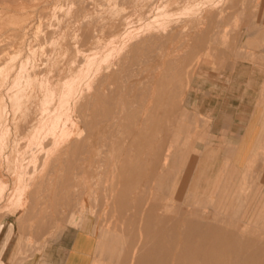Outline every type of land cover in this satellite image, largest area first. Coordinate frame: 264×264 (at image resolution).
Returning a JSON list of instances; mask_svg holds the SVG:
<instances>
[{
    "label": "rangeland",
    "instance_id": "obj_1",
    "mask_svg": "<svg viewBox=\"0 0 264 264\" xmlns=\"http://www.w3.org/2000/svg\"><path fill=\"white\" fill-rule=\"evenodd\" d=\"M263 33L264 0H0L8 264L75 232L92 264H264Z\"/></svg>",
    "mask_w": 264,
    "mask_h": 264
},
{
    "label": "crops",
    "instance_id": "obj_2",
    "mask_svg": "<svg viewBox=\"0 0 264 264\" xmlns=\"http://www.w3.org/2000/svg\"><path fill=\"white\" fill-rule=\"evenodd\" d=\"M257 36V35H256ZM258 37V36H257ZM264 39V33L261 36ZM257 38H255V42ZM12 225L6 223L0 230V264H8L12 254V245L16 238V233L12 230ZM89 237L82 236L80 232H75L69 243L57 242L46 249L38 263L28 264H92L94 247Z\"/></svg>",
    "mask_w": 264,
    "mask_h": 264
},
{
    "label": "bare ground",
    "instance_id": "obj_3",
    "mask_svg": "<svg viewBox=\"0 0 264 264\" xmlns=\"http://www.w3.org/2000/svg\"><path fill=\"white\" fill-rule=\"evenodd\" d=\"M160 234V233H159ZM163 234V233H162ZM156 238V237H155ZM160 260V259H159ZM158 262V261H157ZM160 262V261H159ZM175 262V261H174ZM156 263V262H155ZM170 264H171V262H170Z\"/></svg>",
    "mask_w": 264,
    "mask_h": 264
}]
</instances>
